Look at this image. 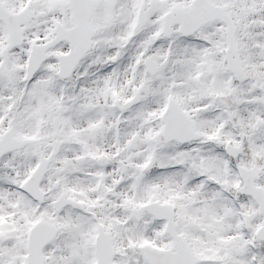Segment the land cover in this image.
<instances>
[{
    "label": "snow or ice",
    "instance_id": "snow-or-ice-1",
    "mask_svg": "<svg viewBox=\"0 0 264 264\" xmlns=\"http://www.w3.org/2000/svg\"><path fill=\"white\" fill-rule=\"evenodd\" d=\"M0 264H264V0H0Z\"/></svg>",
    "mask_w": 264,
    "mask_h": 264
}]
</instances>
